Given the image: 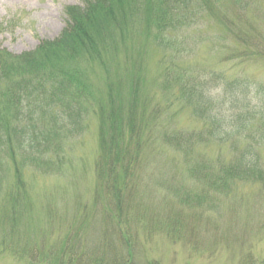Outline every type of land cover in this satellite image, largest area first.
I'll return each mask as SVG.
<instances>
[{"label":"trees","instance_id":"16d2710c","mask_svg":"<svg viewBox=\"0 0 264 264\" xmlns=\"http://www.w3.org/2000/svg\"><path fill=\"white\" fill-rule=\"evenodd\" d=\"M80 1L63 6L66 23L56 38L42 40L33 50L19 54L0 47V174L10 169L19 188L24 187V169L60 168L69 140L95 119V191L97 197L110 195L115 200L95 203L102 210L109 209L119 241L114 232L106 231L99 246L74 236L73 241L62 243L60 251H45L40 257L57 255L55 260L62 261L66 256L69 263L78 262L83 254L91 257L87 250L92 248L100 252L99 257L84 264H157L137 262V251L121 229L123 202L143 183L138 173L145 161L142 148L149 146L152 153L162 148L181 153L186 172L202 188L195 195L198 199L210 192H227L237 183L257 184L264 190V82L245 73L191 71L178 61L186 52V38L181 35L185 29L194 28L202 18L227 22L220 0ZM231 2L241 10L255 8L253 20L246 17L245 28L231 21L235 47L225 60L232 61V67L246 60L264 63V39L252 25L258 20L256 8L264 0ZM146 41H153L162 57L155 92L144 95L139 68ZM121 57L129 69H122ZM137 60L140 64L133 70ZM96 78L103 79L101 88ZM215 88L222 91L210 95L209 90ZM157 93L166 96V103L154 100ZM174 102L180 110L188 108L203 126L176 128ZM211 142L228 146L229 154L194 155L199 145ZM168 187L180 195L176 186ZM18 188L8 195L10 221L18 218L23 206ZM15 246L0 230V249L16 254Z\"/></svg>","mask_w":264,"mask_h":264},{"label":"rangeland","instance_id":"374dc122","mask_svg":"<svg viewBox=\"0 0 264 264\" xmlns=\"http://www.w3.org/2000/svg\"><path fill=\"white\" fill-rule=\"evenodd\" d=\"M67 4H81V1L0 0V46L19 54L33 50L42 40L56 38L66 23L63 6ZM219 5L224 8L227 22L202 18L194 28L185 29L181 35L186 38V52L178 61L191 71L214 69L225 71L229 76L245 73L264 82V63L260 60L242 61L239 67H232V61L225 60L235 47L230 33L231 21L235 26L245 28L247 18L253 20L255 7L241 10L230 0H220ZM256 10L258 20L252 25L264 39V4ZM161 57L153 41L144 43L143 62L140 61L143 66L139 68L144 95L155 92ZM119 62L123 70L129 69L122 57ZM139 64L137 60L132 69ZM96 82L101 88L103 79L96 78ZM154 100L164 104L167 99L157 93ZM172 108L177 110L176 128L196 130L203 126L188 108L180 110L176 102ZM152 152L149 146L142 148L141 155L147 165L143 163L138 173L143 177V183L138 192L132 191L129 201H124L122 206L125 214L121 229L137 251V262L258 264L264 260V190L259 185L237 183L227 192H210L205 199H198L195 195L202 188L186 172L182 154L169 148ZM228 154V146L215 142L201 144L194 151L196 156L210 158ZM96 155V122L92 119L82 134L69 140L62 153L60 168L44 172L24 169V187L19 188L10 169L0 174L4 175L0 183V230L9 242L16 244L17 251L12 254L0 249V264L95 262L100 252L92 251V248L87 250L91 257L83 254L78 262L69 263L66 256L64 260L56 261L57 255L53 259L52 255L46 259L40 255L49 250L60 251L62 243L67 239L73 241L74 236L87 238L99 246L106 231L114 232L115 241H119L117 225L109 215V209L102 210L101 204L95 203L115 201L110 195L97 197ZM168 184L176 186L180 195H174ZM16 188L23 206L16 214L18 218L10 221L12 202L8 195ZM186 194L191 197L185 199ZM106 215H109L108 219Z\"/></svg>","mask_w":264,"mask_h":264},{"label":"clouds","instance_id":"9594fccd","mask_svg":"<svg viewBox=\"0 0 264 264\" xmlns=\"http://www.w3.org/2000/svg\"><path fill=\"white\" fill-rule=\"evenodd\" d=\"M222 90L220 88H215V89H211L209 90V94L210 95H216L217 93L221 92Z\"/></svg>","mask_w":264,"mask_h":264}]
</instances>
